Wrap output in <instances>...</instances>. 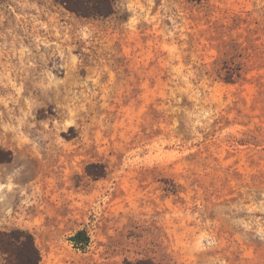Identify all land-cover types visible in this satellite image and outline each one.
<instances>
[{"label":"rangeland","instance_id":"1","mask_svg":"<svg viewBox=\"0 0 264 264\" xmlns=\"http://www.w3.org/2000/svg\"><path fill=\"white\" fill-rule=\"evenodd\" d=\"M0 145V230L40 264H264V0H0Z\"/></svg>","mask_w":264,"mask_h":264},{"label":"trees","instance_id":"2","mask_svg":"<svg viewBox=\"0 0 264 264\" xmlns=\"http://www.w3.org/2000/svg\"><path fill=\"white\" fill-rule=\"evenodd\" d=\"M67 11L83 18L104 19L110 17L115 10L117 0H53ZM201 2L202 0H192ZM243 53L236 50V54L227 59H219L216 65V74L219 79L228 84H235L244 79L243 63L239 61ZM13 152L0 145V164L10 163ZM90 177L102 179L107 175V167L102 163H92L86 168ZM71 242L79 249H85L90 243L86 229L78 231L71 237ZM0 254L2 264H40L42 257L36 244L34 235L23 229L0 230ZM124 264H161L150 258L136 261L126 260Z\"/></svg>","mask_w":264,"mask_h":264}]
</instances>
